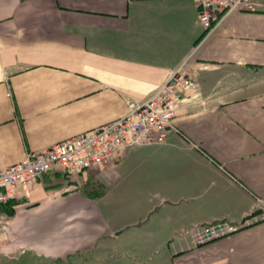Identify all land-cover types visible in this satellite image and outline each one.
Listing matches in <instances>:
<instances>
[{
    "label": "crops",
    "instance_id": "obj_1",
    "mask_svg": "<svg viewBox=\"0 0 264 264\" xmlns=\"http://www.w3.org/2000/svg\"><path fill=\"white\" fill-rule=\"evenodd\" d=\"M202 35L196 0H0V170L123 116L182 64L200 86L163 143L18 183L0 255L264 264V222L202 245L185 232L264 212V6Z\"/></svg>",
    "mask_w": 264,
    "mask_h": 264
},
{
    "label": "built area",
    "instance_id": "obj_2",
    "mask_svg": "<svg viewBox=\"0 0 264 264\" xmlns=\"http://www.w3.org/2000/svg\"><path fill=\"white\" fill-rule=\"evenodd\" d=\"M196 5L202 39H206L234 12L258 10L264 3L260 0H196ZM199 91L198 81L182 64L146 100L128 102L123 116L40 150L29 151L20 162L0 170V207L16 196L18 183L32 184L58 166L67 174L76 175L102 163L116 166L125 153L163 143L170 134L179 133L174 122L178 108ZM261 222H264V212L254 211L241 218L227 217L197 225L195 232L189 229L185 232L193 237L196 245H202Z\"/></svg>",
    "mask_w": 264,
    "mask_h": 264
},
{
    "label": "rangeland",
    "instance_id": "obj_3",
    "mask_svg": "<svg viewBox=\"0 0 264 264\" xmlns=\"http://www.w3.org/2000/svg\"><path fill=\"white\" fill-rule=\"evenodd\" d=\"M6 224L7 219L2 218L0 223V233L6 230ZM0 264H56V262L40 257L32 251H20L17 253L0 255Z\"/></svg>",
    "mask_w": 264,
    "mask_h": 264
},
{
    "label": "trees",
    "instance_id": "obj_4",
    "mask_svg": "<svg viewBox=\"0 0 264 264\" xmlns=\"http://www.w3.org/2000/svg\"><path fill=\"white\" fill-rule=\"evenodd\" d=\"M2 207H3V206L0 207L1 210H2Z\"/></svg>",
    "mask_w": 264,
    "mask_h": 264
}]
</instances>
